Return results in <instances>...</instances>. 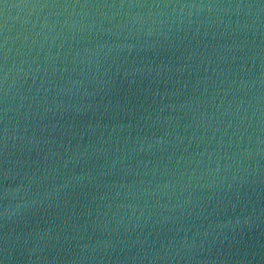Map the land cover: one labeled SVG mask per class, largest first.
<instances>
[{"label":"water","instance_id":"water-1","mask_svg":"<svg viewBox=\"0 0 264 264\" xmlns=\"http://www.w3.org/2000/svg\"><path fill=\"white\" fill-rule=\"evenodd\" d=\"M4 2L0 264H264V3Z\"/></svg>","mask_w":264,"mask_h":264},{"label":"snow or ice","instance_id":"snow-or-ice-1","mask_svg":"<svg viewBox=\"0 0 264 264\" xmlns=\"http://www.w3.org/2000/svg\"><path fill=\"white\" fill-rule=\"evenodd\" d=\"M261 2L264 3V0H261ZM4 4H6V3L4 2V0H0V5H4Z\"/></svg>","mask_w":264,"mask_h":264}]
</instances>
